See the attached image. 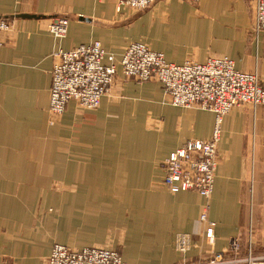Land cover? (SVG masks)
<instances>
[{
  "label": "crops",
  "instance_id": "1",
  "mask_svg": "<svg viewBox=\"0 0 264 264\" xmlns=\"http://www.w3.org/2000/svg\"><path fill=\"white\" fill-rule=\"evenodd\" d=\"M117 2L0 0L10 23L0 46V264H45L54 245L110 248L125 264H197L216 253L231 261L249 246L264 255V106L223 117L208 201L170 193L162 163L189 140H209L214 114L166 104L156 81L118 71L96 109L70 101L49 125L56 53L93 41L116 63L132 43L175 65L227 57L264 86V31H252V0H158L141 12L117 11ZM61 18L67 33L57 39L48 26ZM206 207L211 247L200 221ZM177 234L191 238L185 256L174 249Z\"/></svg>",
  "mask_w": 264,
  "mask_h": 264
},
{
  "label": "built area",
  "instance_id": "2",
  "mask_svg": "<svg viewBox=\"0 0 264 264\" xmlns=\"http://www.w3.org/2000/svg\"><path fill=\"white\" fill-rule=\"evenodd\" d=\"M157 0H118L117 10L142 11ZM197 3L199 0H187ZM254 4L255 34L264 31V0ZM68 21L55 20L48 32L60 39L66 35ZM10 29L7 20L0 19V46L2 34ZM58 62L51 70L49 90V125L59 118L68 102L74 101L81 109L93 110L107 94L117 73L114 57L106 53L98 41L56 53ZM107 62V63H105ZM119 69L123 77L143 83L155 80L161 83L167 102L175 107L199 108L214 114V128L207 141L191 140L172 152L162 163L163 186L172 194L192 191L205 200L210 199L216 167L219 162L217 146L223 117L233 107L248 104L264 106V86L255 74L235 69L227 57H213L198 64L186 61L182 65L167 63L162 54L151 51L145 44L133 43L122 52ZM208 207L200 216L204 225L203 238L208 247L214 244L215 223L208 219ZM192 247L187 234H177L174 249L185 256ZM230 252L239 251L238 242H229ZM264 264V255L255 256L250 246L242 259L228 261L216 253L197 264ZM45 264H125L120 254L109 248L74 250L54 245Z\"/></svg>",
  "mask_w": 264,
  "mask_h": 264
},
{
  "label": "rangeland",
  "instance_id": "3",
  "mask_svg": "<svg viewBox=\"0 0 264 264\" xmlns=\"http://www.w3.org/2000/svg\"><path fill=\"white\" fill-rule=\"evenodd\" d=\"M157 1H158V0H157ZM155 2H156V1H155ZM155 2H154V3H155ZM190 3H191V2H190ZM252 3H253V1H252ZM117 5H118V2H117ZM117 5H116V10H117ZM145 10H146V9H145ZM117 11H118V10H117ZM129 11H133V10H129ZM142 11H144V10H142ZM133 12H141V11H133ZM0 19H1V18H0ZM61 19H62V18H61ZM65 19H67V18H65ZM4 20H5V19H4ZM57 20H58V19H57ZM7 21H8V20H7ZM67 21H68V20H67ZM8 22H9V21H8ZM53 22H54V21H53ZM53 22H52V23H53ZM52 23H51V24H52ZM51 24H49V25H51ZM67 27H68V26H67ZM252 31H253V33H255V29H254V4H253V25H252ZM261 32H262V31H261ZM66 33H67V32H66ZM259 33H260V32H259ZM132 44H133V43H132ZM134 44H135V43H134ZM130 45H131V44H130ZM130 45H129V46H130ZM127 47H128V46H127ZM127 47H125L124 49H126ZM146 47H148V46L146 45ZM74 48H76V47H74ZM148 48H149V47H148ZM72 49H73V48H72ZM149 49H150V48H149ZM70 50H71V49H70ZM123 51H124V50H123ZM123 51H122V52H123ZM105 52H106V51H105ZM121 55H122V54H121ZM112 56H113V55H112ZM212 58H213V57H212ZM208 59H209V58H208ZM164 60H165V59H164ZM206 60H207V59H206ZM114 62H115L116 66H117V69H118V70H117V73H118V71H119V73H121V72H120V69H119V62H120V59L118 60L117 63H116V61H115V59H114ZM170 64H171V63H170ZM174 65H175V64H174ZM234 67H235V66H234ZM235 69H236V68H235ZM117 73H116V75H117ZM50 75H51V73H50ZM116 75H115V77H116ZM121 75H122V74H121ZM255 75H256V74H255ZM122 76H123V75H122ZM256 76H257V75H256ZM115 77H114V79H115ZM257 77H258V76H257ZM124 78H125V77H124ZM126 79H128V78H126ZM132 81H134V80H132ZM149 81H155V80H149ZM135 82H136V81H135ZM146 82H148V81H146ZM156 82H157V81H156ZM50 83H51V81H50ZM136 83H137V82H136ZM143 83H144V82H143ZM158 83H159V82H158ZM139 84H140V83H139ZM159 84L161 85V83H159ZM110 87H111V86H110ZM161 88H162V92H163V87H162V85H161ZM109 89H110V88H109ZM49 90H50V88H49ZM107 92H108V91H107ZM105 95H106V94H105ZM105 95H104V96H105ZM163 95H164V92H163ZM104 96H103V97H104ZM164 98H165V95H164ZM101 99H102V98H101ZM101 99H100V101H101ZM73 102H74V101H73ZM165 102H166V104H169V103L167 102L166 98H165ZM68 103H69V102H68ZM68 103H67V104H68ZM99 104H100V103H99ZM169 105H170V104H169ZM48 107H49V106H48ZM173 107H175V106H173ZM257 107H259V106H257ZM65 108H66V107H65ZM178 108H183V107H178ZM192 108H193V107H192ZM95 109H96V108H95ZM184 109H188V108H184ZM197 109H199V108H197ZM199 110H201V109H199ZM202 111H205V110H202ZM189 141H191V140H189ZM187 142H188V141H187ZM187 142H186V143H187ZM186 143H185V144H186ZM185 144H184V145H185ZM184 145H183V146H184ZM183 146H182V147H183ZM182 147H180V148H182ZM217 147H218V146H217ZM180 148H178V149H180ZM178 149H177V150H178ZM175 151H176V150H175ZM175 151H174V152H175ZM217 153H218V152H217ZM217 157L219 158V154H217ZM166 158H167V157H166ZM163 162H164V161H163ZM109 249H110V248H109ZM74 250H75V249H74ZM112 250H113V249H112ZM208 258H209V257H208ZM205 261H206V259L203 260V261H201V263H203V262H205Z\"/></svg>",
  "mask_w": 264,
  "mask_h": 264
},
{
  "label": "water",
  "instance_id": "4",
  "mask_svg": "<svg viewBox=\"0 0 264 264\" xmlns=\"http://www.w3.org/2000/svg\"><path fill=\"white\" fill-rule=\"evenodd\" d=\"M20 18H31V17L26 16V15H21Z\"/></svg>",
  "mask_w": 264,
  "mask_h": 264
}]
</instances>
